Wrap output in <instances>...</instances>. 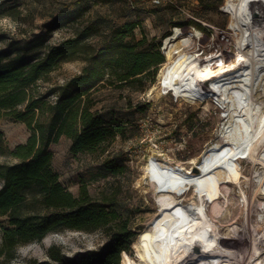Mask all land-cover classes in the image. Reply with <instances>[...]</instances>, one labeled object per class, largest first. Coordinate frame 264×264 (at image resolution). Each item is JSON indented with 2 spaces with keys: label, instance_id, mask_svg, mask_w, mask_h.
I'll return each instance as SVG.
<instances>
[{
  "label": "trees",
  "instance_id": "1",
  "mask_svg": "<svg viewBox=\"0 0 264 264\" xmlns=\"http://www.w3.org/2000/svg\"><path fill=\"white\" fill-rule=\"evenodd\" d=\"M85 12L81 5L59 10L42 24V33L28 40L0 35V42H5L0 46V119L24 123L30 131L25 143L6 151L0 132V150L15 160L0 163V256L6 259L14 256L17 247L64 229L98 231L106 242L72 256L52 246L48 259L36 264H120L121 253L131 252L134 223L115 206L113 191L95 200L81 184L78 195L72 194L53 169L50 146L65 137L71 155L95 154L117 136L123 137L125 126L118 114L97 108L94 93L107 86L121 89L135 85L142 91L153 85L165 62L162 40L170 32L149 38L134 21L105 32L97 21L83 23ZM72 25L76 28L71 36L47 43L53 31ZM92 39H97L96 45ZM73 60L85 64L79 74L44 93L36 90L38 82L63 62ZM127 162L113 154L101 166L118 177L127 172Z\"/></svg>",
  "mask_w": 264,
  "mask_h": 264
},
{
  "label": "rangeland",
  "instance_id": "2",
  "mask_svg": "<svg viewBox=\"0 0 264 264\" xmlns=\"http://www.w3.org/2000/svg\"><path fill=\"white\" fill-rule=\"evenodd\" d=\"M75 5L86 9L83 23L97 21L104 25L105 32L126 21L138 23L149 38H160L170 32L162 40L161 50L165 61L166 42H172V37L176 35L192 38L190 46L186 47L189 52L197 51L215 61L219 58L231 61L236 54V45L229 29L231 11L227 7V0H161L160 5H155L152 0H0V35L14 40H28L42 33V24L59 10ZM263 24L264 18L251 26L259 31L264 28ZM75 28L76 25H72L53 31L47 37V43L60 42L71 36ZM261 37L264 38V34ZM90 42L96 45L97 39ZM4 45V41L0 42V46ZM84 65L80 60L63 62L45 80L38 82L36 90L44 93L52 86L63 84L79 74ZM157 82L158 73L153 85H157ZM153 85L142 91L135 85L121 89L107 86L94 93L96 107L103 108L105 113L113 109L125 126L124 136H117L102 151L73 156L68 150L70 141L65 137L50 146L53 169L58 173L60 183L72 194L78 195L81 184L86 186L95 200L113 191L115 206L124 216L130 215L134 223L136 236L130 245L131 252L127 253L131 257L135 255L133 242L159 212V184L146 173V165L152 160H161L182 171H188L187 167L198 168L207 147L220 140L219 135L226 122L224 113L213 102L209 107L203 102L197 105L184 100L180 102L172 92L165 93L163 89L156 97L155 92H151ZM53 100L54 96H50L49 101ZM0 132L3 134L1 146L5 151L25 143L30 135L24 123L8 119H0ZM113 154L128 160V170L123 176L113 177L101 166L102 161ZM14 161L8 153L0 150V163ZM237 167L245 177H250L249 163L241 160ZM241 181L249 194L246 179L242 178ZM235 191L238 189L235 188ZM231 193L227 203L230 214L219 222L221 232L234 220L232 217L238 211V199L234 192ZM178 196V200L188 206L194 191L188 187ZM204 201L209 212L210 201L207 198ZM261 230L264 232V222ZM105 242L106 237L98 231L88 233L64 229L49 233L40 241L17 247L11 259L0 256V264H36L48 259L47 252L52 246L72 256L79 251L97 249ZM247 243L241 241L239 245L246 246ZM262 258L264 260V256ZM241 264H247V260Z\"/></svg>",
  "mask_w": 264,
  "mask_h": 264
},
{
  "label": "bare ground",
  "instance_id": "3",
  "mask_svg": "<svg viewBox=\"0 0 264 264\" xmlns=\"http://www.w3.org/2000/svg\"><path fill=\"white\" fill-rule=\"evenodd\" d=\"M227 7L236 45L232 60L191 53L186 47L192 38L176 35L166 42V61L151 87L156 97L163 89L180 102H213L226 121L221 141L207 147L198 168L182 171L161 160L146 165L159 184V212L133 242L134 257L123 252L121 264H264V28L251 26L264 18V0H227ZM241 160L249 163L248 178L237 167ZM188 187L194 196L185 206L178 193ZM231 192L238 199L237 216L221 232Z\"/></svg>",
  "mask_w": 264,
  "mask_h": 264
},
{
  "label": "built area",
  "instance_id": "4",
  "mask_svg": "<svg viewBox=\"0 0 264 264\" xmlns=\"http://www.w3.org/2000/svg\"><path fill=\"white\" fill-rule=\"evenodd\" d=\"M152 2H153L155 5H160V4H161V0H152Z\"/></svg>",
  "mask_w": 264,
  "mask_h": 264
},
{
  "label": "water",
  "instance_id": "5",
  "mask_svg": "<svg viewBox=\"0 0 264 264\" xmlns=\"http://www.w3.org/2000/svg\"><path fill=\"white\" fill-rule=\"evenodd\" d=\"M122 256H123V252L121 253V256H120V258H121V260H120V264H121V261H122Z\"/></svg>",
  "mask_w": 264,
  "mask_h": 264
}]
</instances>
